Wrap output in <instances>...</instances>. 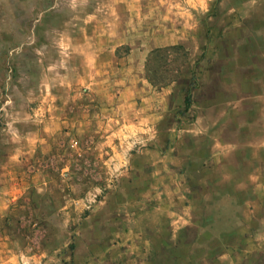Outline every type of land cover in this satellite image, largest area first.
<instances>
[{"label":"rangeland","instance_id":"374dc122","mask_svg":"<svg viewBox=\"0 0 264 264\" xmlns=\"http://www.w3.org/2000/svg\"><path fill=\"white\" fill-rule=\"evenodd\" d=\"M150 205L151 264H264V0H0V264Z\"/></svg>","mask_w":264,"mask_h":264},{"label":"crops","instance_id":"0c3cea01","mask_svg":"<svg viewBox=\"0 0 264 264\" xmlns=\"http://www.w3.org/2000/svg\"><path fill=\"white\" fill-rule=\"evenodd\" d=\"M135 90L136 87L134 91ZM146 101H148V99H146ZM141 113L146 114L144 110L140 109L138 111V117H146V115H142ZM156 175V172H150V174H148V176H150V181L154 182V185H152L153 189L159 188L157 187L159 178L162 181V177L157 178ZM148 195L149 194H146L145 196ZM155 211H157V208L152 205L146 207L143 212L138 211V207L135 210L132 208L127 212V217L114 220L113 231L111 233V235H113V241L109 240L105 244L102 243L103 247L99 249L102 251V254L96 257H90V264H98V262L99 264H151L150 250L151 247L154 246V239L161 234L163 235L164 229L167 228V226L163 228L161 222L153 226V222L147 220L144 225L141 224L140 221L145 216L150 217ZM190 213V211L186 213L187 219Z\"/></svg>","mask_w":264,"mask_h":264},{"label":"trees","instance_id":"16d2710c","mask_svg":"<svg viewBox=\"0 0 264 264\" xmlns=\"http://www.w3.org/2000/svg\"><path fill=\"white\" fill-rule=\"evenodd\" d=\"M163 50L158 49L156 51H153L146 62V71H147V79L148 81L155 87H164L166 84H162V80L160 79L158 69L155 67H151V64L154 61L157 60L158 54L162 52ZM186 104L189 107L190 106V99H186Z\"/></svg>","mask_w":264,"mask_h":264}]
</instances>
